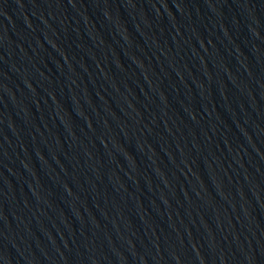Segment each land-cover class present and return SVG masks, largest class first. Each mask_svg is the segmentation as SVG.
Returning a JSON list of instances; mask_svg holds the SVG:
<instances>
[{
    "label": "water",
    "instance_id": "95a60500",
    "mask_svg": "<svg viewBox=\"0 0 264 264\" xmlns=\"http://www.w3.org/2000/svg\"><path fill=\"white\" fill-rule=\"evenodd\" d=\"M0 264H264V0H0Z\"/></svg>",
    "mask_w": 264,
    "mask_h": 264
}]
</instances>
